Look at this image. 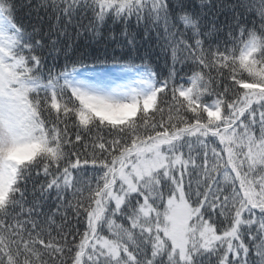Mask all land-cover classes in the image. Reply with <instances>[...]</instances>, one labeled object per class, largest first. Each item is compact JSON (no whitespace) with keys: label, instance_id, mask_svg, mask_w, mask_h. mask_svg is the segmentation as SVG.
<instances>
[{"label":"snow or ice","instance_id":"6c2138e0","mask_svg":"<svg viewBox=\"0 0 264 264\" xmlns=\"http://www.w3.org/2000/svg\"><path fill=\"white\" fill-rule=\"evenodd\" d=\"M199 2L0 0V264H264V0ZM133 20L166 75L60 47Z\"/></svg>","mask_w":264,"mask_h":264},{"label":"trees","instance_id":"16d2710c","mask_svg":"<svg viewBox=\"0 0 264 264\" xmlns=\"http://www.w3.org/2000/svg\"><path fill=\"white\" fill-rule=\"evenodd\" d=\"M38 2L39 0H13L16 8L15 16L18 22L28 25L29 30H31L32 25L42 24V31L46 32L48 20L44 16L43 10H39V15H37L38 10L36 5ZM169 2L174 3L175 0H169ZM210 2L212 7L209 8L206 3L203 6L204 12L212 18L224 22L234 15L232 5L238 3V0H210ZM188 4L190 12L193 7L196 10L201 9L199 0H188ZM41 17H44L43 21H41ZM250 25L251 21L249 20V26ZM129 33L135 37V50L131 48L128 41L124 38L123 26H113L111 23L108 29L102 30L99 34L91 31H83L78 34L77 31L69 29L68 36L62 35L60 37V47L71 45L77 54L103 52L105 49L109 52L113 50L118 53L121 51L129 52L131 57L135 60V63H141V60L137 59V57H143L145 58V62H151L153 68L163 70L166 75L167 69L164 68V59L160 55V48L157 46L155 32L149 37L146 35L144 28L142 26L138 28L135 20H133ZM51 62V60L48 61L49 64H51ZM60 63H63L62 57ZM170 64L171 59L169 58V65Z\"/></svg>","mask_w":264,"mask_h":264}]
</instances>
